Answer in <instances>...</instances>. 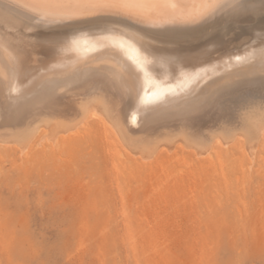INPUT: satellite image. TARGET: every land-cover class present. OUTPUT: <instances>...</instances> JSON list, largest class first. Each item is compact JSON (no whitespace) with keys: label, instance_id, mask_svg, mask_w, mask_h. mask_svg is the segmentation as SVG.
Segmentation results:
<instances>
[{"label":"bare ground","instance_id":"1","mask_svg":"<svg viewBox=\"0 0 264 264\" xmlns=\"http://www.w3.org/2000/svg\"><path fill=\"white\" fill-rule=\"evenodd\" d=\"M38 2L0 0V160L18 151L17 168L27 172L31 163L47 160L62 147L81 145L88 155L91 148L113 155L127 170L123 176L129 185L141 168L150 180L154 164L163 157L178 160L184 151L203 162L202 171L199 177L174 176V183L190 179L207 189L221 188L233 179L239 184L240 173L245 182L252 175L264 180V15L259 0L253 15L240 19L218 14L203 24L162 28L112 18L48 26L38 23L33 11ZM201 2L214 0H189ZM109 29L165 58L152 67L150 82L130 74L135 68L125 53L103 39ZM73 37H79L76 46ZM236 56L244 59L237 62ZM228 80L237 83L225 88ZM12 86L18 91L12 92ZM145 88L149 95L163 92L164 98L141 106L133 125L137 93L143 95ZM240 147L243 161L236 159ZM106 156V177L115 180L117 170L107 168ZM222 158L236 170L222 174Z\"/></svg>","mask_w":264,"mask_h":264},{"label":"rangeland","instance_id":"2","mask_svg":"<svg viewBox=\"0 0 264 264\" xmlns=\"http://www.w3.org/2000/svg\"><path fill=\"white\" fill-rule=\"evenodd\" d=\"M81 149L62 147L27 172L17 168L18 151L1 157L0 264H264L263 179L240 173L239 184L211 189L174 183L202 171L182 151L154 164L150 180L141 168L126 185L113 155ZM221 161L222 174L236 170Z\"/></svg>","mask_w":264,"mask_h":264},{"label":"snow or ice","instance_id":"3","mask_svg":"<svg viewBox=\"0 0 264 264\" xmlns=\"http://www.w3.org/2000/svg\"><path fill=\"white\" fill-rule=\"evenodd\" d=\"M255 4L256 0H214L212 3L196 4L189 3V0H39L33 5V11L38 17V23L48 26H59L68 21L88 18H112L116 22L129 20L150 28H162L170 24H203L218 14L244 16L254 10ZM259 6L261 14L264 15V0H259ZM107 31L109 34L103 39L111 41L125 53L135 68V73L130 74L137 78L142 74L145 84L150 82L152 67L163 62L165 58L158 56L154 50L145 47L140 41L127 37L123 32L117 33L112 29ZM78 43L79 37H73L71 44L76 46ZM235 59L239 62L244 58L236 56ZM236 83L237 81L228 80L224 87L231 88ZM11 90L18 91L15 86H12ZM137 96L138 102L131 117L133 125L137 123L135 112H138L141 106L163 100L164 93L149 95L148 89L145 88L144 94L137 93Z\"/></svg>","mask_w":264,"mask_h":264}]
</instances>
